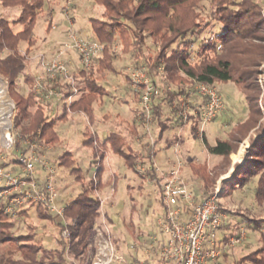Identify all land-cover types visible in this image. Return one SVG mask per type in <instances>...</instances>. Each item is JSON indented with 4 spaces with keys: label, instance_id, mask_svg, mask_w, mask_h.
I'll return each instance as SVG.
<instances>
[{
    "label": "trees",
    "instance_id": "trees-1",
    "mask_svg": "<svg viewBox=\"0 0 264 264\" xmlns=\"http://www.w3.org/2000/svg\"><path fill=\"white\" fill-rule=\"evenodd\" d=\"M98 6L103 7L101 18L89 19L92 28V41L103 46L101 54L94 58L88 69L79 71L73 75L80 85L79 94L68 105L67 99L73 91L68 82L61 81L56 85L49 77L42 89L46 95L53 90L64 97L57 95L63 101L62 115L52 118L51 102L49 99L40 98L35 89L34 78L27 77L23 86L20 78L26 70V62L34 51L37 40L34 38V30L39 16L45 11L46 0H0L3 8H15L19 10L18 17L11 21L0 13V72L5 75L8 82L9 97L14 101L17 111L14 119V134L17 139L15 153H9L0 146V155L6 157L0 162V166L14 169L20 168L18 157L20 154L30 152L32 145L39 157L46 156L48 148L56 147L62 143L57 125L59 121H67L71 113L86 116L90 125L96 121V109L98 103L103 102L107 92V80L110 73H118L116 70V44L122 46L123 54L132 53V66H144L152 76V82L158 86L159 94L154 97L151 104L152 124L151 134L154 145H151L148 134L142 131L144 120L141 123L132 121L128 132H111L101 140L95 132L89 128L85 135L87 140L84 146L92 150V165L98 163L97 158L104 159L107 153L121 158L125 167L140 175L138 166L149 165L154 156L159 152L164 135L175 125H191L192 132L198 133L201 123V111L205 100L192 104V111L187 122L175 117L166 118L164 106L168 104L174 115L181 108V99L190 96L194 87V81L207 86L215 87L216 83H234L244 99L247 107V117L236 123L227 133L226 139H218L215 146H210L203 135V141L211 155L219 156L221 162L216 169L230 166V155L247 138L250 139L249 149L245 153L243 163L234 165V173L229 179H225L222 185V195H231L239 188L255 183V200L260 205L264 204V124L261 122L262 111L260 109L257 83L258 68L264 62V17L260 14L258 3L253 0H211L214 2L213 20L219 27L209 31V36L203 40L200 55L204 57L199 64L190 62L189 49L178 51L171 49L176 41L188 36L194 38L193 45L199 43L198 39L209 30V27H201L195 30V21L198 19V6L203 0H94ZM263 19H262V18ZM23 29L15 32L17 25ZM51 26V25H50ZM218 29V30H216ZM145 33L154 40L155 50L153 54L145 55L147 47ZM21 43H26L27 50L20 53ZM200 46V45H199ZM211 54H213L211 56ZM160 67L164 68L167 77L160 74ZM183 71L185 77H177V73ZM49 76V75H48ZM125 80L129 83V74L124 72ZM170 88V90H169ZM131 89V88H130ZM135 102L139 103V95L134 93ZM175 103V104H174ZM140 105V104H139ZM136 116L141 115L140 110H134ZM142 116V115H141ZM174 120V121H173ZM11 127L12 122L10 120ZM129 127V126H128ZM176 137V136H175ZM138 142L140 148L134 143ZM177 137L175 141H177ZM145 141V142H144ZM181 142V139H180ZM170 143L169 146H172ZM14 152V151H13ZM60 166L69 168L76 181L82 184L83 191L71 202L66 204L65 218L69 221L76 220L75 226L70 224V239H63L61 232L63 225L60 219L46 212L41 205H29L18 212L17 217L5 215V203H0V264H67L68 256L79 258L86 252L87 246L93 236V224L100 215V203L90 194L94 193V175L86 184L83 170L76 167V159L72 152H65L57 158ZM98 165V164H97ZM51 166V165H50ZM226 168V169H227ZM189 174L197 180L198 185L193 187L194 201L196 204L203 202L210 194L217 177L221 171L209 170V165L190 162ZM103 167L98 165L96 177L99 180V190L104 194V189L116 185L117 177L103 183ZM224 172V170H223ZM153 178L155 175L150 174ZM157 187V199L164 208L162 190ZM220 210L229 215L240 218L232 226L231 220L225 218L219 228L220 243H227L231 237H236L245 223L247 234L258 236L257 246L247 254L236 258L232 264H264V218H249L241 213H230L219 203ZM34 208L35 217L39 221H50L58 226L59 237L57 248L46 249L40 241L36 240L37 229L28 223L32 218L31 210ZM108 210V208H107ZM109 223L113 222L112 216L106 211ZM17 222H22L21 227L26 228L24 234H12L8 236ZM231 222V223H230ZM113 224V223H112ZM243 229V230H245ZM246 240V239H245ZM114 244L119 245V239L114 238ZM7 249V251H5ZM232 256L225 250L219 260H228ZM219 262V261H218ZM209 264H219V263ZM133 264H139L133 260Z\"/></svg>",
    "mask_w": 264,
    "mask_h": 264
},
{
    "label": "rangeland",
    "instance_id": "rangeland-1",
    "mask_svg": "<svg viewBox=\"0 0 264 264\" xmlns=\"http://www.w3.org/2000/svg\"><path fill=\"white\" fill-rule=\"evenodd\" d=\"M241 1V0H237ZM258 3L259 11L262 17H264V0H253ZM76 4V9H73ZM45 11L42 13L35 26L34 38L37 40L36 47L34 51L29 55L26 62V70L21 76L20 80L25 86V80L27 77L34 78L35 84L38 78L43 79L44 82L47 81L48 73L42 66V60L45 59L46 62L55 60L61 48H63L64 43L69 41L68 33L75 34L78 39L82 42H88L89 36L92 35L91 26L89 23L90 18H101L103 13V7L98 6L94 0H46ZM215 7L214 2L211 0H203L198 6V19H196L195 30L201 27H209L202 36L198 39L199 43L193 45L191 42L194 40L191 36L184 39H179L174 43L171 49L178 51H183L189 49L191 56L190 62L192 64H199L204 53L200 55L201 45L203 40L209 36V31L212 32L213 28L219 27L217 22L213 20V13ZM0 13L8 17L11 21L18 17L19 10L15 8H3L0 5ZM261 17V18H262ZM263 19V18H262ZM51 25V26H50ZM23 29L22 25H17L14 30L19 32ZM218 30V29H216ZM66 33V35H64ZM145 39L147 42V47H145V55H152L153 50H155L153 44V39L149 34L145 33ZM200 45V46H199ZM20 53H25L27 50L26 43H21ZM117 55V61L115 63L116 70L118 73H110L107 80V92L108 94L104 97L103 102L100 101L99 106L96 109V115L99 113L108 114L109 121L115 124H120L121 121L124 122L125 127L128 125V129L134 120H141L140 116L129 117L130 113L133 114L134 110H140L141 106L139 103L135 102L134 95L131 93L130 85L128 81L125 80L124 72L130 74L132 66V53L123 54L122 46L116 44L114 49ZM1 56H3L0 53ZM213 54H211L212 56ZM72 59L74 64L70 68V73L73 76L78 72L80 68V62L78 58L77 51L75 49H69L62 56V60ZM72 68H76L73 70ZM257 83L259 85V105L262 111L261 122L264 124V62L261 67L258 68ZM5 75L0 72V120L2 121L7 118L9 123L10 134L6 135L5 132L1 130L0 126V146L1 145V133L2 142L4 144L17 145V139L14 134V119L16 116V105L14 101L9 97L8 92V82ZM177 77H185L184 72L181 71L177 73ZM67 80L62 77V82L65 83ZM76 85H80L75 81ZM222 98L224 104V110L217 116V118L210 124L202 125L200 123L199 130L197 134H194L191 129V125H187L184 131L181 133V140L177 146L176 143L174 147H166L165 141L171 136L178 137L179 129L176 125L167 131L164 135L162 143L159 146V152L155 156V161L162 167V163L165 159H172L176 162H182V176H184L185 181L192 184L193 187L198 185L197 180L192 178L189 174L188 165L190 162L203 163L207 162L209 165V170L216 173L215 171H221V174L217 177L215 184L212 187L211 193L218 187L222 191L223 181L229 179L234 173V165L237 163H243L245 158V153L249 149L250 139L247 137L238 147V149L230 155V166L226 169L223 165L220 170L216 169V166L221 162L217 160L209 161L208 148L203 141V136L207 138V142L210 146H215L218 139H226L227 133L236 123L242 122L248 114L247 107L244 103L243 96L240 89L234 83H216L214 87ZM189 102L194 105V103H199V99H190ZM62 108V107H61ZM130 110H133L130 112ZM58 112V113H57ZM227 113L225 117L224 113ZM62 109L52 111L50 115L52 118L60 116ZM164 114L166 118L176 117L173 114L171 107L166 104L164 106ZM2 118V119H1ZM10 120L12 122V127L10 126ZM174 121V120H173ZM139 123H141L139 121ZM107 123L99 120L90 125L87 121L86 116L81 114H75L69 117L67 122L58 123V131L62 138V143L54 147V149L46 152L47 157L41 156L42 160L45 162H50L49 164L55 170L54 181L56 188L59 193L58 204L64 205L68 204L74 200L82 191V184H79L75 176L71 173L72 171L65 167L60 166L57 158L63 155L65 152H72L76 159V167H80L83 170V176L85 177L86 184L89 183L96 172L97 166L103 167L102 181L106 183L111 180L112 182L117 177V183L115 185L106 187L104 189V194L109 195L114 190L113 195L109 200H107L105 211H107L113 220L111 223L113 238L135 234V228L130 224V215L132 214L133 221H138V216L140 218V225L142 229L146 232V235H152V232L158 233L159 227H157L156 220L160 213V204L157 200V196L154 193V188L157 189L156 184L146 180L142 174L137 175L134 172L128 170L124 161L111 153H107L104 159L97 158L98 163L92 165L93 155L92 150L84 146V142L87 140L85 135L86 130L89 128L92 132L97 133L99 139L103 140L108 136L106 130ZM113 130V128H112ZM109 130L110 132L112 131ZM142 131L147 133L146 127H142ZM204 132V134H202ZM5 134V136H4ZM14 136H13V135ZM14 137V140H13ZM153 137V136H152ZM150 140V139H149ZM14 141V142H13ZM138 141L134 143V146L138 147ZM145 142V141H144ZM3 147V146H2ZM140 148V147H139ZM16 149H14V152ZM215 159H219V156H214ZM237 160V161H236ZM98 164V165H97ZM172 166V167H173ZM171 167V168H172ZM164 168V167H163ZM164 168V169H171ZM224 170V172H223ZM142 182V183H141ZM138 183H141L144 188L140 191L137 189ZM151 183V184H149ZM255 186L256 182L246 185L243 188H239L237 191L233 192L231 195L219 194V203L228 210L230 213H241L242 215L249 218H264V204L260 206L255 200ZM113 189V190H112ZM91 197L95 198V193L90 194ZM108 208V210H107ZM32 218L28 220V223L35 226L37 229L36 240L40 241L46 249L57 248V239L59 237L58 226H55L50 221H39L34 214V208L31 210ZM226 218L231 220V225L233 226L236 221L241 222L240 218L230 216L226 213ZM134 223V222H133ZM22 222H17L16 226L7 232L8 236L11 235L15 238L17 235L24 234L26 228L21 227ZM242 229H245V223L241 224ZM247 232V230L245 229ZM161 232V229H160ZM248 239H251L254 245L251 243V247L247 248L245 243ZM114 240V239H113ZM137 239H119V245L116 246L117 252L123 258L128 259L129 263L133 264V259L136 255L140 256L142 259L145 256L142 250H137L136 244ZM148 244L150 239L147 240ZM258 236L247 234L246 240L234 248L224 247L226 251L232 254L229 259L218 260L219 264H232V262L242 255L247 254L249 251L253 250L257 246ZM143 243V241L141 242ZM140 247V246H139ZM142 248V247H141ZM136 249V250H135ZM7 251V249H5ZM86 252L84 255L80 256L84 260ZM76 258V259H79ZM221 259V258H220ZM119 264H124L123 262H118ZM117 264V263H116Z\"/></svg>",
    "mask_w": 264,
    "mask_h": 264
},
{
    "label": "built area",
    "instance_id": "built-area-1",
    "mask_svg": "<svg viewBox=\"0 0 264 264\" xmlns=\"http://www.w3.org/2000/svg\"><path fill=\"white\" fill-rule=\"evenodd\" d=\"M69 41L64 43L55 60L46 62L42 60V66L49 77L55 80L57 77L65 78L73 91L72 96L67 99L68 105L79 94L80 89L75 84V79L70 73V66L73 64L70 58L65 61L62 56L69 49H75L78 54L80 68L78 71L88 69L93 59L98 57L103 51V46L95 41L82 42L73 33H68ZM161 77L166 78L164 68L159 69ZM152 76L144 66L132 68L129 74V85L134 93L139 95V104L141 106L140 122L144 119L148 137L151 145H154V139L151 134L152 112L151 104L154 97L159 94L158 86L152 82ZM44 81L38 78L36 90L42 92ZM170 90V88H169ZM62 94L56 91H49L43 94L44 98L49 99L52 96ZM205 100L202 107L197 106L201 111V124L208 125L212 123L217 116L224 110L222 98L214 87L207 86L194 81V87L190 91V96L181 99V108L176 113V117L183 122H187L188 116L192 111L191 99ZM175 104V103H174ZM195 104V103H194ZM187 125H181L178 132L177 146L181 139V133ZM204 134V132H202ZM13 135V134H12ZM14 136V135H13ZM203 136V135H202ZM14 140V137H13ZM14 142V141H13ZM1 145L9 153H13L15 144ZM6 157L0 155V162L5 161ZM21 174L16 175L7 167L0 166V203L4 202V213L11 217H17L18 212L26 209L29 205H41L46 212L53 214L60 219L63 229L61 237L70 239V224L77 221H69L65 218L66 204H58L59 193L55 185V170L42 158H40L34 146L30 152L20 154L18 157ZM149 165H140L138 170L140 175L149 182L157 183L162 190V199L164 203V212L159 217L158 222L161 233L166 236L162 244L160 256L165 260H172L174 264H209L216 263L225 252L224 247L234 248L241 245L246 239L245 230H241L236 237H231L227 243H220L219 228L222 221L226 218V212L220 210L219 194L217 187L210 196L203 202L196 204L194 201L193 186L185 181L182 176V162H177L171 169L160 167L155 161V156ZM38 165L44 166L46 176L40 180L37 174ZM97 170V169H96ZM95 195L100 203V215L93 224V236L87 246L84 260L74 259L68 256V264H116L124 262L119 255L116 245L113 241L111 224L108 221L105 207L107 200L111 198L114 190L109 195L102 194L99 190V180L94 173ZM150 174L155 175L153 178Z\"/></svg>",
    "mask_w": 264,
    "mask_h": 264
},
{
    "label": "crops",
    "instance_id": "crops-1",
    "mask_svg": "<svg viewBox=\"0 0 264 264\" xmlns=\"http://www.w3.org/2000/svg\"><path fill=\"white\" fill-rule=\"evenodd\" d=\"M77 2H78V0H76ZM78 6V5H77ZM76 4H75V6H74V8L73 9H76ZM19 14V13H18ZM91 19V18H90ZM89 23H90V21H89ZM90 26H91V24H90ZM91 30H92V28H91ZM64 35H66V33L64 34ZM92 40V35H90L89 36V39L87 40V41H91ZM72 60V59H71ZM72 62H73V64H74V61L72 60ZM72 64V65H73ZM72 65L70 66V68L72 67ZM73 70H76V68H72ZM79 72V71H78ZM77 72V73H78ZM40 78V77H39ZM50 78V80L52 81V83H54L55 84V86L56 85H58V84H60V82L61 81H59L58 80V77L57 78H55V80L54 79H52L51 77H49ZM44 85H45V83H44ZM35 89H36V87H35ZM39 94H40V98L42 99V101L44 100V98H43V91L42 92H38ZM132 93V92H131ZM52 103H53V107H52V111H56V110H58V109H62L63 110V101H61L59 98H58V96L57 97H54L53 99H52V101H51ZM62 107V108H61ZM133 110H130V112H132ZM58 113V112H57ZM227 113L225 112L224 114H223V116L225 117V115H226ZM61 115H62V113H61ZM60 115V116H61ZM73 115H75V114H73V113H71V115H69L70 117L71 116H73ZM77 115V114H76ZM84 116V115H83ZM129 117H131V116H133V118L136 116V114H135V112L133 111V114L132 113H130V115H128ZM52 117V116H51ZM59 117V115L56 117V118H58ZM2 119V118H1ZM98 119L99 120H102V121H104V122H106L107 123V125H106V130H107V133L108 134H110L112 131L113 132H117V131H119V132H122L123 134H125V133H127L128 132V125L125 127V125H124V122H126V121H121V123L120 124H117L116 126H115V124H113L112 122H110V123H108L107 121H109L108 119H109V115L108 114H103V117H102V114H100L99 113V116H96V121H98ZM174 119H175V117H174ZM68 120H69V118H68ZM67 120V121H68ZM67 121H59L58 123H63V122H67ZM95 121V122H96ZM137 123H139V121H137V120H135ZM58 126V125H57ZM178 129L180 128V127H178V126H176ZM112 128H113V130H112ZM173 128V127H172ZM186 127H184V129H185ZM112 130L111 132L109 131V130ZM184 129H183V131H184ZM228 133V132H227ZM227 133H225V135L227 134ZM97 134V133H96ZM98 136V135H97ZM175 136H171L170 138H167V140L165 141V143H166V147H168V148H170V147H174V145H175V143H176V141H175ZM140 142V141H139ZM181 142H182V140H181ZM170 143H173L172 144V146H169L170 145ZM137 148H139V146L137 147ZM52 149H54V147L53 148H48L47 149V151H50V150H52ZM46 157V156H45ZM121 159V158H120ZM208 160L211 162V161H213V160H217L218 162H220V160H221V158H219V159H215V157H214V155H211L210 153H209V157H208ZM237 161V160H236ZM176 161L175 160H172V159H165L164 161H163V163H162V167H164V168H171L172 166H173V164L175 163ZM48 163V162H47ZM50 163V162H49ZM48 163V164H49ZM50 165V164H49ZM9 169L10 170H12L10 167H9ZM12 172L13 173H15L16 175H20L21 174V169L20 168H17V170L15 171L14 169L12 170ZM46 169H45V167L44 166H41V165H38V167H37V174H38V177H39V179L40 180H43L44 178H45V176H46ZM142 183V182H141ZM141 183H138V186H137V189L138 190H142L143 188H144V186L141 184ZM149 184H151V183H149ZM154 193H155V195L157 196V189H155L154 188ZM158 200V199H157ZM160 204V203H159ZM106 208V207H105ZM160 208H161V210H160V213H159V216H158V218H157V220H156V223L158 222V219H159V217H161L162 215H163V212H164V208L163 207H161L160 206ZM129 221H130V224L132 225V227H134L135 228V231H136V233L134 234H132V235H128V236H124L123 238H120V237H116L117 239H137L136 240V244H138L139 246H136V248H137V250H142V253L144 254V256H145V260H144V258L142 259L140 256H138V255H136V257L134 258L135 260H137L138 261V263L139 264H174V262L172 261V260H165V259H162L161 258V256H160V251H161V247H162V244L165 242V239H166V236L165 235H163L161 232H160V229H158V233H154V231L152 232V235H149L148 234V236L146 235V232L142 229V226L140 225V218H139V216H138V221L137 222H135V221H133V217H132V214L130 215V219H129ZM134 222V223H133ZM157 227H159L160 228V226H159V223H157ZM114 239V238H113ZM145 239H147V240H149L150 239V242H149V244H148V241H146ZM143 241V243H141ZM251 243L254 245L255 243H253L252 242V240L251 239H248V241H247V243H245V245H246V247L247 248H249V247H251ZM142 247V248H141ZM136 250V249H135ZM68 258V257H67ZM124 259V264H131V263H129V261H128V259L126 258V255H125V258H123ZM133 259V260H134ZM68 263H69V260H68ZM67 263V264H68ZM121 263V262H120ZM117 264H119V263H117Z\"/></svg>",
    "mask_w": 264,
    "mask_h": 264
},
{
    "label": "bare ground",
    "instance_id": "bare-ground-1",
    "mask_svg": "<svg viewBox=\"0 0 264 264\" xmlns=\"http://www.w3.org/2000/svg\"><path fill=\"white\" fill-rule=\"evenodd\" d=\"M0 126H1L2 132L4 131L6 135L10 134L9 123L7 121V118L5 120L2 119V121L0 120ZM5 134H4V136H5ZM10 142H11V145H12V141H10Z\"/></svg>",
    "mask_w": 264,
    "mask_h": 264
}]
</instances>
